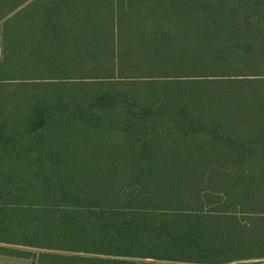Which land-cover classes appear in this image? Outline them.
Wrapping results in <instances>:
<instances>
[{
	"label": "trees",
	"instance_id": "16d2710c",
	"mask_svg": "<svg viewBox=\"0 0 264 264\" xmlns=\"http://www.w3.org/2000/svg\"><path fill=\"white\" fill-rule=\"evenodd\" d=\"M0 241L263 261L264 0H0Z\"/></svg>",
	"mask_w": 264,
	"mask_h": 264
},
{
	"label": "crops",
	"instance_id": "0c3cea01",
	"mask_svg": "<svg viewBox=\"0 0 264 264\" xmlns=\"http://www.w3.org/2000/svg\"><path fill=\"white\" fill-rule=\"evenodd\" d=\"M43 251L38 248L25 246L17 243L0 241V264H68V263H51L48 261H40L38 254ZM28 253V254H27ZM98 260H106L117 258L108 255H95ZM124 259L134 261L135 264L141 262L153 261L152 259H143L136 257H125ZM88 264V263H83Z\"/></svg>",
	"mask_w": 264,
	"mask_h": 264
},
{
	"label": "rangeland",
	"instance_id": "374dc122",
	"mask_svg": "<svg viewBox=\"0 0 264 264\" xmlns=\"http://www.w3.org/2000/svg\"><path fill=\"white\" fill-rule=\"evenodd\" d=\"M52 131L54 132L53 135H55L56 139H61L62 141L66 142L67 145H68V143L71 146L84 145L87 142H88V144L86 146H91L92 145L91 143H89V141H90L89 138L92 137L93 135L91 134V136H90V135L86 134L89 131H86L82 127H74L73 126L71 128H68V125H64L62 127H59V126L58 127H55L54 129H52ZM72 138H74L75 143L72 142V140H70ZM99 160H101V159H98L97 160L98 163L100 162ZM104 161H106V160H104ZM75 165L62 164L60 166L68 167V166H75ZM97 165H107V164H105V162L104 163H99V164H95V162L94 163L90 162L86 166H97ZM108 165L109 166H112L111 164H108ZM187 264H189V263H187ZM247 264H264V260L263 261L256 262V263H247Z\"/></svg>",
	"mask_w": 264,
	"mask_h": 264
}]
</instances>
